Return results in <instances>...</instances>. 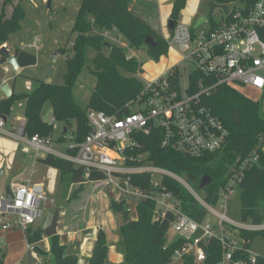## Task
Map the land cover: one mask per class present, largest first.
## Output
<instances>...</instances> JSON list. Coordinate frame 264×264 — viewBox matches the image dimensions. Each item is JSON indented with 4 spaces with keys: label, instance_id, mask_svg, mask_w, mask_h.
Segmentation results:
<instances>
[{
    "label": "trees",
    "instance_id": "trees-1",
    "mask_svg": "<svg viewBox=\"0 0 264 264\" xmlns=\"http://www.w3.org/2000/svg\"><path fill=\"white\" fill-rule=\"evenodd\" d=\"M23 0H4L0 10V48L10 40L12 34L17 33L22 27L24 19ZM220 5H228L234 0H214ZM244 5L251 6L256 0H242ZM127 0H82L76 15L72 31V43L70 55L67 59V69L64 72L63 83H52L37 79V87L31 92L13 93L10 97L0 100V117L4 118L11 112L13 105L21 100L26 101L24 134L31 137L39 134L41 137H53L54 123L45 121L42 110L46 102H50L53 110L54 121H61L68 129L72 122L77 121L76 129L72 131V141L80 143L90 132L91 127L87 119V110L100 109L109 113H122L125 105L142 88V82L129 89L125 82L119 85L111 82L110 76L105 75L111 70L107 59L98 61L99 68L95 74L103 79L111 91L113 97H106L103 106H89L82 109L73 96V87L87 61L88 47L91 45L100 48L106 39L98 34L100 31L112 30L116 27L124 35L128 44L135 49L142 46L148 48V53L159 59L166 53L168 43L164 38H157L152 29L134 16L126 8ZM187 0H175L170 17L179 21L180 14L185 8ZM12 6V13L7 15V7ZM212 26L217 27L218 22L213 18ZM194 29V28H193ZM98 32V33H97ZM148 34L156 37L157 45H147L145 42ZM120 62L134 63L136 58L128 59L124 48L113 44ZM21 66L35 65L37 55L20 47L13 50ZM0 62L6 63L8 57L0 51ZM97 64V66H98ZM193 83L204 81V76L199 72L190 74ZM120 82H123L121 80ZM205 104L212 109L226 128L229 136L226 147L213 154L202 157H191L162 146L163 134L160 129H154L149 134H134L140 144L128 153L138 155L147 153L149 160L154 164L165 167L183 176L192 186L200 191L205 200L216 205L222 188L227 183L232 166L240 158L249 154L258 155V163L249 167L240 183L241 188V216L243 221L259 223L264 221V111L259 101L252 100L242 94L237 88L220 86L208 97L204 98ZM62 135L59 140H65ZM77 148L69 147L67 154H76ZM37 161L59 170L61 183V196L64 199L72 197L75 184H83L87 181H102L105 175L99 170L87 171L71 161L53 153L39 155ZM131 163V161H130ZM134 163V161L132 162ZM211 176V184L200 188L202 179ZM132 183L144 189L152 187L150 174H136L132 177ZM166 190L179 198L180 208L198 222L207 217V210L192 196V194L176 180L166 177L163 180ZM112 208L120 213L124 219V225L119 228L122 236V245L126 264H168L173 260L175 250L181 246L185 239L175 237L171 240L169 233L172 213L161 216L156 210L154 200L144 199L136 207V217L130 218L126 208V201H112ZM155 216H157L155 218ZM27 241L34 245L36 253L44 255L51 253L55 264H77L78 254L69 252V244L61 240V235L50 237V250L46 252L39 245L44 233L41 229L33 227L26 230ZM257 234L264 236V231L242 232L240 237L245 239L243 249L235 254V260L249 258L250 244ZM46 237V236H45ZM206 259L197 262L194 256H186L181 264H219L223 257V246L220 240L212 238L203 244ZM109 252L107 234L100 229L97 235L89 264H105ZM5 252L0 246V264H4ZM257 264H264V259L258 256Z\"/></svg>",
    "mask_w": 264,
    "mask_h": 264
},
{
    "label": "built area",
    "instance_id": "built-area-1",
    "mask_svg": "<svg viewBox=\"0 0 264 264\" xmlns=\"http://www.w3.org/2000/svg\"><path fill=\"white\" fill-rule=\"evenodd\" d=\"M113 32L120 33L116 27L97 33L110 38ZM117 36L114 38L116 44L129 50L126 51L127 58H136V53L132 51L134 48ZM164 39L169 46L180 51L179 64L144 81L136 96L126 103V110L122 113L89 109L87 119L90 132L80 143L72 141L71 136L70 147L77 148V153L65 154L63 158L89 172L101 171L105 175L103 183L138 200H154L159 215L164 217L172 213L174 218L170 231L176 238L185 239L175 250L173 260H183L192 255L197 262L204 261L206 254L203 244L216 238L220 240L224 251L219 264H257L258 255L250 250L247 259L235 260V254L245 244V239L239 234L264 231V221L236 222L226 212L217 210L216 206L227 210L228 194L240 185L246 170L258 163V155L251 153L237 160L217 204L212 205L183 176L154 164L147 153L134 155L128 151L140 146L134 134H149L157 128L163 134V147L187 156L198 158L222 151L228 141V129L204 102V98L220 86L237 89L241 86L252 87L258 92L255 101L263 105L264 111V0L229 10V14H223L218 21L217 27L198 26L193 29L177 21L170 39ZM39 42L35 39L23 44L21 49H38ZM190 63L195 65L191 73H201L204 81L193 83L191 73L185 74ZM24 125L17 130V134L23 138ZM0 132H6L2 117ZM27 142L36 154L56 153L51 147V137L35 134L28 137ZM143 173L152 177V187L149 189L132 183L133 175ZM166 177L183 185L207 210L204 221L198 222L181 210L179 198L166 190L163 184ZM11 191L12 198L0 195V216L5 218L4 228L26 232L41 216L40 204L47 198L44 186L40 183H26L13 186ZM127 211L132 217L133 208L128 206ZM7 215H12L13 219L6 218ZM209 215L217 218L215 223L209 221ZM239 243L242 245L239 246ZM27 248L36 252L34 245L28 241Z\"/></svg>",
    "mask_w": 264,
    "mask_h": 264
},
{
    "label": "rangeland",
    "instance_id": "rangeland-1",
    "mask_svg": "<svg viewBox=\"0 0 264 264\" xmlns=\"http://www.w3.org/2000/svg\"><path fill=\"white\" fill-rule=\"evenodd\" d=\"M23 0L22 6L24 8V19L22 21V27L17 32L11 35L10 47H21L23 44H28L35 38L40 39L39 50H32L38 57L36 65L24 70L25 74L19 75L18 79L20 84L25 83L26 78H29L33 84H37L36 79H42L50 81L52 83H63L64 72L67 69V59L70 55V49L72 46L71 31L72 27L80 8L82 0ZM157 0H140L137 6V12L141 17L146 20H150V16H153V10L156 9ZM212 0H188L185 9L181 12L179 22L192 28L201 17H205L206 21L203 22L200 27H210L212 21L208 18L209 3ZM1 7L4 0L1 1ZM244 6L242 0H234L228 4L229 10ZM12 6H8L7 9ZM8 9V10H9ZM183 14L193 15L191 22L183 20ZM224 12L221 8H217L214 11L213 19L218 22L222 19ZM157 38L170 39V33L167 27V22L164 24L158 23L156 28L152 29ZM122 35V34H121ZM156 37L152 34H148ZM117 36V35H116ZM123 42H127L124 35L120 37ZM108 44H114L112 39L106 40ZM118 45V44H117ZM119 46V45H118ZM125 51L129 52L128 49ZM137 55L134 63L120 62L116 52L111 46L100 45V48L89 46L86 65L82 69L74 87L73 96L77 104L82 109H88L89 106L98 105L103 106V101L106 97H113L114 91H111L108 84L100 79L95 71L99 68L101 59L105 58L111 65V70L106 72L105 75L110 76L111 82H115L122 85L124 82L128 84L129 89L136 86L138 83H143L151 74L157 71L158 59H154L149 53L146 46H142L139 49H132ZM154 60L156 63L151 66V62ZM162 62V60H160ZM160 62V63H161ZM159 63V64H160ZM98 64V66H97ZM195 69L193 63L188 64L185 74L191 73ZM123 80V82H120ZM21 84V85H22ZM238 90L252 100L258 98V92L250 86H241ZM51 103L48 101L43 107L42 117L48 121H52L53 113L51 110ZM88 111V110H87ZM56 127L53 132V142L51 147L62 151L64 148L71 145V134L76 129L77 121L72 122L71 128L66 133L64 130L67 128L61 121H56ZM64 135L65 140L60 141L59 138ZM40 154H46V152H40ZM59 175V174H58ZM104 183L97 181H87L83 184H75L73 186L72 197L64 199L62 198L61 183H59V177L57 180V191L53 194H49L47 201H43L40 211L43 213L39 216L33 228L45 229L51 222L55 215L56 210H59L58 219V231H61V240L72 243V236L81 227H84L91 217L96 216L98 213L106 214L109 209L111 199L119 197L125 199L133 208L132 217H136L135 205L138 203V199L134 196L124 193L120 189H115L112 185H104ZM241 188L235 186L233 191L228 194L227 210L216 206V209L220 212H226V215L236 222L242 221L241 216ZM128 204V205H129ZM100 216V215H99ZM106 216V231L109 241H116L117 244L122 247V236L118 229V225L115 221L111 223L109 216ZM13 219L12 215H7L6 218ZM92 219V218H91ZM98 219V218H97ZM96 219V220H97ZM216 217L209 215V221L211 223L216 222ZM88 220V221H87ZM125 224V223H124ZM46 236V235H45ZM43 236L42 240L45 239ZM170 239H175L176 235L170 231ZM48 238V237H46ZM50 242V238H48ZM45 244V243H44ZM242 243H239L241 246ZM18 252L23 251V245H19ZM75 251L70 246L69 252ZM29 252V251H28ZM250 252L262 257L264 259V236L257 234L253 237L250 244ZM25 254H30L25 253ZM181 259H174L168 264H181ZM37 264H55L51 253H45L43 258L38 261Z\"/></svg>",
    "mask_w": 264,
    "mask_h": 264
},
{
    "label": "crops",
    "instance_id": "crops-1",
    "mask_svg": "<svg viewBox=\"0 0 264 264\" xmlns=\"http://www.w3.org/2000/svg\"><path fill=\"white\" fill-rule=\"evenodd\" d=\"M1 1L2 0H0V10H1V3H2ZM139 1L140 0H127L126 8L129 12H131L132 15L140 18L141 21L145 23L147 26H149L151 29L156 28V25L158 23L164 24L165 22H167V27H168V20L169 18H171L170 15H171L175 0H157L156 1L157 10H153L154 15L150 16V20L147 19V17H146V20H144L141 17L142 15L138 14L137 6H138ZM8 9H7V15L10 16L12 13V7L9 10ZM193 15L190 16V14H183L182 18L185 21L191 22L193 19ZM192 28H195V27H192ZM116 35H118L119 37H122L120 33L117 34L113 32L110 38H105V39L106 40L112 39L114 44H116V42L114 41V38L116 37ZM35 39H38L40 41L39 38H35ZM35 39H33V41ZM4 45L7 46L11 54H14L13 50L15 48H18L15 46L11 48L10 40ZM104 45L112 47V44L111 45L108 44L107 41H105ZM34 49L37 51L39 50V48L38 49L31 48L27 50L31 52ZM160 60H162V62ZM180 60H181L180 51L176 47L168 45V49L166 53L162 54L160 58L158 59V62L159 63L161 62V63L156 64L154 60H152V62L150 63L151 66H154L155 64L158 66H157V71L151 74L149 77L151 78L157 77L158 75L169 70L173 66H176L177 64H179ZM32 66L34 65H29V66L20 65L18 69H14L12 65L8 64V62L6 63L0 62V100L10 97V96H7L5 92L1 89V87L4 84L9 85L11 89V95L13 93L31 92L33 89L37 87L38 83L33 84V82L29 78H26L25 83L23 84L21 83L22 85L20 84V81L18 79V74L19 75L25 74L24 70ZM47 82H50V81H47ZM25 107H26L25 100L16 102L13 105L10 114L6 116V119H5V131L6 132H0V195L7 196L8 187H10L12 190V187L16 185L26 184V183H40L44 186V189H45V192L48 198L49 194L55 193L58 189L57 180H58V177H60L58 175L59 170L54 167L38 162L37 157L42 154H36L33 148L28 144L27 135L26 136L24 135V138H23L17 134L18 128L23 123H25ZM52 113H53V110H52ZM43 119L45 121H48L45 118ZM48 122L54 123V125L56 124V121H54V117L52 121H48ZM67 131H68V128H67ZM52 139L54 140L53 137ZM69 147H67L66 151H64L65 150L64 148L61 152L58 151L57 149H54L56 151L55 154L63 157V155L67 154V150ZM97 182L103 183L102 181H97ZM104 185H108V184L104 183L103 186ZM47 198L44 201H47ZM113 200L120 201V200H125V199H122L119 197H115L111 199L110 205H109L110 211L108 210L106 214H103L102 212L98 213L96 214L95 218L91 217L92 219L90 218L89 221L87 220L88 225L81 227L79 230H77L74 233V236H72L71 232H68L71 235L70 237L72 239V243L69 246H72L73 250L75 249V251H72V252L78 255H82L85 264H89L88 260L94 250L99 230L103 229L107 234L105 215H107V217L109 216V220L111 221V223L115 221L114 217L116 218V222H118V214L120 213H117L113 210L112 205H111ZM140 201L141 200H139L138 203L135 205V212H136V207ZM42 203L43 201L40 204V209H41ZM128 204L129 203L126 201V208L128 206L132 208V206ZM42 213L43 211L41 210V215ZM130 218L134 219L135 217L130 216ZM4 222H5V218H2L0 216V246L5 252L4 264H37L38 261L40 262V260L43 258V255H40L36 252H32L30 249L27 248L26 233L22 230L4 228ZM117 227L118 229L120 228L119 226ZM58 232L60 235H63L61 231H58ZM46 237L45 239L39 242V245L43 247L46 252H48L50 250V242L48 238ZM107 239H108V245H109V252H108V256H107V260L105 264H126L124 251H123V245L122 247H120V245L116 243L119 241L118 238L116 241L111 242L109 241V238L107 235ZM67 244L69 243L67 242ZM19 245H23V251L18 252L17 248L19 247ZM28 251L30 252V254H25V253H29Z\"/></svg>",
    "mask_w": 264,
    "mask_h": 264
},
{
    "label": "water",
    "instance_id": "water-1",
    "mask_svg": "<svg viewBox=\"0 0 264 264\" xmlns=\"http://www.w3.org/2000/svg\"><path fill=\"white\" fill-rule=\"evenodd\" d=\"M51 3V1L49 0V4ZM217 8H221L224 12V14H229V8L228 5H220L218 3H216L214 0H212L209 3V14H208V18L211 19L214 16V11ZM206 21L205 17H201L199 18V20L196 22V24L194 25L195 28H197L198 26H200L203 22ZM176 20L173 18H169L168 20V30L169 33H172L174 30V27L176 25ZM145 42L147 45H151V46H155L157 45V42L155 40V38L153 36L148 35L145 39ZM0 51L3 52L7 57V62L8 64L12 65L14 69H18L20 67L19 61L17 59V57L14 54H11L10 50L7 48V46L3 45L0 48ZM1 89L5 92V94L7 96H11V89L9 87L8 84H4ZM6 119V117H4V120ZM67 132V128L64 130V133ZM212 178L211 176H205L200 184V188L203 189L204 187L208 186L209 184H211ZM7 197L8 198H12V191L11 188L8 187L7 188ZM59 210H56L54 217L52 218V222L51 224L45 228L42 229L41 232L44 233L48 238L55 236L57 234H59L58 232V219H59ZM157 216H155L156 218ZM124 225V219L123 216L121 214H118V226L122 227ZM77 264H85L84 263V259L82 255H78V262Z\"/></svg>",
    "mask_w": 264,
    "mask_h": 264
}]
</instances>
